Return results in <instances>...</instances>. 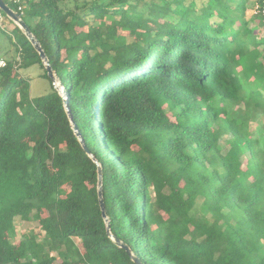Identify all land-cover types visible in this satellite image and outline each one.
<instances>
[{"label": "trees", "instance_id": "1", "mask_svg": "<svg viewBox=\"0 0 264 264\" xmlns=\"http://www.w3.org/2000/svg\"><path fill=\"white\" fill-rule=\"evenodd\" d=\"M22 3L70 112L17 26L0 68V264H264V37L248 0ZM34 65L51 88L37 98ZM91 155L130 251L107 232ZM42 209V237L16 248L15 219Z\"/></svg>", "mask_w": 264, "mask_h": 264}, {"label": "rangeland", "instance_id": "2", "mask_svg": "<svg viewBox=\"0 0 264 264\" xmlns=\"http://www.w3.org/2000/svg\"><path fill=\"white\" fill-rule=\"evenodd\" d=\"M258 2H259V0H248V10L246 12V19L248 22V26L255 28L257 30L258 37L262 38V37H264V28H263L262 23L260 22L259 18L254 14V8ZM216 18H218V17H216ZM9 22L10 21L7 18H5L4 27L2 29H0V45L1 46L4 45V48H6V49L12 48L11 53L16 55V50L14 49V47L12 46L13 44L11 43V37L13 39L14 37L18 36V33L14 32L10 28ZM260 49L261 50L264 49V45H261ZM0 53H1V51H0ZM21 72L30 81V91L29 92H30V96L32 98H37V97H39V96L50 91V89H51L50 88V81L47 77H45L43 75L44 69L40 68L37 65H34L27 70H21ZM55 84H56L58 90L60 91V93L63 95L65 88L63 87V85L61 84V82L59 81L58 78L56 79ZM263 124H264L263 121L260 120L257 116H255L251 122L252 132H254L255 135H257L259 127L263 126ZM229 138H230V135H224L220 139V144H221L224 152H226L228 150ZM51 158H52V151L49 150L45 154V160L48 164L50 163ZM243 165L245 167V161H244ZM63 190H64V193L66 195L69 193L70 187L68 185L64 186ZM192 214L193 215H200V209L198 206H196L193 209ZM45 215H47V211H46V209H42V211L39 213L34 212L31 220H23L19 217L15 219V223H14L15 224V236L13 238V242H14V245L16 248H19V246H20L19 242H20V239L22 237L35 236L38 239H40L42 237L43 230L41 228L39 221H40V218L44 217ZM263 239H264V234H263ZM74 240L79 244V246H81L80 239L74 238Z\"/></svg>", "mask_w": 264, "mask_h": 264}, {"label": "water", "instance_id": "3", "mask_svg": "<svg viewBox=\"0 0 264 264\" xmlns=\"http://www.w3.org/2000/svg\"><path fill=\"white\" fill-rule=\"evenodd\" d=\"M0 9L2 10L3 13H5L12 21L15 22V24H17V26L20 27V29L22 30V32L27 36V38L30 40V42L32 43V45L34 46V48L37 50V52L39 53L43 64L48 72V75L54 80V86L57 88L55 81L58 78L55 71L53 70L49 58L47 57L45 51L43 50L39 40L35 37V35L32 33L29 25L27 24V22L20 16V14L14 10L8 3L6 0H0ZM66 109L68 112H70V108L68 105V102L65 103ZM73 126L75 127V131L77 132V134L80 136V141L83 143V138L81 137L80 133L77 130V127L75 125V123L73 122ZM87 152L88 149L86 148ZM93 157V155H91ZM94 161L98 164V175H99V181H98V194H99V202L101 205V210L103 212V216L105 217V220L107 222V232L109 234V236L113 239V241L115 242V244H117L120 247H123L125 249H127L128 251H130V249L128 248V246L123 243L118 237L114 236L111 232V225L109 223V220L107 219L106 216V211H105V202H104V197H103V188H102V179H103V171H102V167L101 165L97 162V160L93 157ZM137 263L141 264L140 260L136 259Z\"/></svg>", "mask_w": 264, "mask_h": 264}, {"label": "built area", "instance_id": "4", "mask_svg": "<svg viewBox=\"0 0 264 264\" xmlns=\"http://www.w3.org/2000/svg\"><path fill=\"white\" fill-rule=\"evenodd\" d=\"M14 4L18 5V11L21 12L22 14L24 13V5L22 3V0H10ZM254 14L259 18L260 22L262 23V26L264 28V0H260L255 8H254ZM5 22V17L3 15L2 10L0 9V29L4 27ZM19 62L21 61V56L20 54L17 55L16 58ZM7 65V60L5 58H0V68H3ZM64 102L66 103L68 101V94L67 91L64 89V94L62 95Z\"/></svg>", "mask_w": 264, "mask_h": 264}, {"label": "crops", "instance_id": "5", "mask_svg": "<svg viewBox=\"0 0 264 264\" xmlns=\"http://www.w3.org/2000/svg\"><path fill=\"white\" fill-rule=\"evenodd\" d=\"M260 1V0H259ZM9 20V19H8ZM10 22H9V26H10V28L14 31V32H17V24H15V22L14 21H12L11 19L9 20ZM15 38V37H14ZM0 51H1V53H0V58H4V52L6 51V50H8V49H6V48H4V45H0ZM12 49V48H11Z\"/></svg>", "mask_w": 264, "mask_h": 264}]
</instances>
